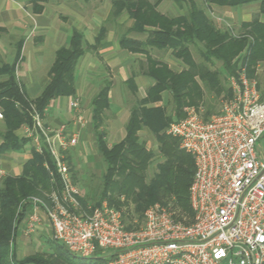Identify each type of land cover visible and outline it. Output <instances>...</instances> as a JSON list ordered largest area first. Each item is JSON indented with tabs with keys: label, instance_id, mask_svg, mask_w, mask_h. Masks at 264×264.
<instances>
[{
	"label": "trees",
	"instance_id": "trees-1",
	"mask_svg": "<svg viewBox=\"0 0 264 264\" xmlns=\"http://www.w3.org/2000/svg\"><path fill=\"white\" fill-rule=\"evenodd\" d=\"M93 1L97 0H74L79 4ZM163 1L165 0H110L109 16L95 39L99 43L107 31L106 25L124 14L133 22L129 30L147 34L143 42L124 36L119 39L123 50L147 57L144 74L153 82L147 89L146 96L129 109L126 134L122 141L109 146L106 139L104 126L107 118L105 113L110 108V84L105 83L91 102V129L95 148L105 165L99 199L93 205L107 201L110 207L117 210L126 209L123 220L129 230L133 227L126 220L136 217L140 221L145 210L156 203L170 205L182 214L193 215L189 195L195 172L193 158L180 149L178 139L164 134V129L171 122L184 117V108L204 106V118L208 119L214 110L213 100H226L231 97L226 84L227 78L237 77L240 68L246 69L249 79L257 81L259 90L264 89V83L259 79L261 73L257 69L258 65L264 63V22L253 17L251 21L242 23L234 34L229 29L216 27L208 16L211 9H206L213 6L238 8L255 3L259 15L264 16V0H171L178 7V15L175 16H167L158 10ZM46 2L47 0H29L31 12L40 13ZM197 45L202 46L200 57L203 63H197L191 54L190 46ZM151 48L171 50L172 56L180 60L184 68L174 71L167 64L149 58ZM84 51L83 34L73 30L68 46L56 51L47 85L33 100L18 86L15 76L18 57L12 64L0 66V77H4L0 80V111L3 116L0 156L5 153H22L27 145L30 147V157L23 163L21 174L7 176L0 183V264L107 262V257L101 252L90 259L72 257L63 246L52 239L53 252L47 258L32 255L18 259L14 244L17 226L29 210L24 202L29 197H44L45 193L60 189L50 153L45 148L41 153H36L32 140L27 137L20 138L15 132L21 126L32 127V108L41 115L52 100L75 95L76 65ZM215 64L220 65L219 71L210 67ZM126 84L135 94L133 76ZM164 93H169L172 99L173 109L170 114L161 105ZM206 94L212 99L205 100ZM143 130L153 135L157 143V155L162 157L149 180L146 172L156 154L147 149L146 143L140 139L139 132ZM67 163L72 171L69 157ZM80 202L82 205L86 203L83 199ZM130 206L132 215H129Z\"/></svg>",
	"mask_w": 264,
	"mask_h": 264
},
{
	"label": "built area",
	"instance_id": "built-area-1",
	"mask_svg": "<svg viewBox=\"0 0 264 264\" xmlns=\"http://www.w3.org/2000/svg\"><path fill=\"white\" fill-rule=\"evenodd\" d=\"M227 82L231 97L219 113L205 119L202 106L188 107L184 119L166 128L195 165L188 223L170 205L156 203L145 210L142 226L129 230L123 212L107 201L82 205L66 160L77 145L75 129L45 126L32 108L33 124L23 126L24 136L36 153H50L60 189L24 202L32 208L24 235L35 231L42 213L52 241L80 259L101 252L106 264H264V97L245 68ZM69 107L74 125H82L80 100L73 98ZM5 177L0 167V183Z\"/></svg>",
	"mask_w": 264,
	"mask_h": 264
},
{
	"label": "crops",
	"instance_id": "crops-1",
	"mask_svg": "<svg viewBox=\"0 0 264 264\" xmlns=\"http://www.w3.org/2000/svg\"><path fill=\"white\" fill-rule=\"evenodd\" d=\"M102 1L90 2L91 5L88 6L76 2L69 4L67 0H47L43 10L34 14L30 10L29 0H0V66L12 64L18 57L15 67L16 80L21 91L31 100L38 97L47 85L49 70L54 63L56 51L68 46L72 31L76 30L84 36L85 51L79 58L75 70V95L52 100L41 114V120L45 126L58 128L60 125H66L70 130L75 129L77 145L66 154V160L69 157L71 164V158L77 154L88 155L87 148L90 141L93 142L92 145L96 151L91 129V102L105 83L110 84L108 91L110 108L105 113L107 118L104 126L109 146L124 139L129 109L136 101L143 99L147 89L153 85L152 80L144 74L147 57L128 52L120 47V35L116 28L120 25H126L128 28L132 26V20L126 14L117 19L116 25L113 23L110 27L107 24L104 38L96 43L98 30L106 23L111 9V3ZM164 8L166 9L162 2L158 10L165 14ZM211 9L210 12L214 15L218 14L224 21L232 22L237 30L242 23L251 21L253 17H258L261 22H264V16L259 15L258 6L255 3L238 8L213 6ZM136 35H130L128 38L140 42L147 38V34H139L144 37ZM165 52L164 57H173L171 50ZM149 58L156 60L154 57ZM139 63L143 65L140 69L137 68ZM168 66L173 69L171 64ZM132 76L136 87L135 94L126 84ZM1 79L4 77H0ZM163 96L164 94L162 99ZM73 98L80 100V114L84 121L82 125L73 123L74 112L69 107V102ZM163 103L162 100L161 105H164ZM2 120H0L1 129L3 128ZM15 134L20 138L25 137L23 126ZM148 134L150 133L146 130L139 132V136H148ZM15 154L6 155L5 153L0 156V167L5 171L6 177L20 175L23 163L30 157V155L26 157L22 165L18 167L13 157ZM30 213L32 208H29L27 215ZM26 216L17 226L14 244L18 259L24 258L21 245L23 239L27 237L23 233ZM39 216L40 222L34 232L39 231L38 234L42 235V229L45 228L50 233L45 216L42 213H39Z\"/></svg>",
	"mask_w": 264,
	"mask_h": 264
},
{
	"label": "rangeland",
	"instance_id": "rangeland-1",
	"mask_svg": "<svg viewBox=\"0 0 264 264\" xmlns=\"http://www.w3.org/2000/svg\"><path fill=\"white\" fill-rule=\"evenodd\" d=\"M67 1L69 4L74 3V0H67ZM102 2L108 4V3H110V0H103ZM163 2H164V7H166V9L164 8L165 15H167V16L178 15L175 13V12H177V8H178L176 2L171 1V0H165ZM87 5L89 6L91 4L89 3ZM206 9H211V8H206ZM208 16L216 27L223 30V29H227L226 24H228L234 33L238 32V30L235 29V27H233L232 22L218 21L210 15L209 11H208ZM215 17H221V16H218V14H215ZM116 21H112V22L110 21L108 26L112 27L113 23L116 25ZM132 25H133V22H132ZM116 29L118 30L120 37L124 36V37L128 38V36H130V35L135 36L136 34H137L136 36H138V37H144L143 35L140 36L138 33H135L133 31L129 30L130 28H128L126 25H120L119 28H116ZM190 50H191V54H192L194 60L197 63H203L202 57H200V52L202 50V46L201 45L190 46ZM149 52H150V56L154 57L157 61H160V62L165 63L167 65L171 64V66L173 67L172 70H174V71H180L184 68V64L180 60H177L174 57H164V54L166 53L164 50H158V49L151 48V49H149ZM142 67H143V65H141L140 63L137 65L138 69H140ZM210 67L219 71L220 65L215 64V65L210 66ZM257 67H258L257 69H259L258 73L259 74L261 73L260 78H259L260 82L264 83V63L258 65ZM226 84L228 87V82H226ZM260 92L264 96V89L263 88L260 89ZM210 99H212V97L209 96L208 94H206L205 100H210ZM223 101L224 100H221V99H217V100L212 101V104L214 106V110L212 112V115L219 113V111L221 110V106H222ZM163 102H164L163 103L164 107L166 108V112L168 114H170L172 109H173V104H172V99H171V96L169 93H164ZM189 107L198 108L199 106H189ZM202 107L204 108V106H202ZM187 108L188 107L184 108V111H183L184 117L182 119H184L186 117V109ZM204 110H205V108H204ZM182 119H180V120H182ZM175 121H177V120H174L173 122H175ZM164 134L166 136H169L166 134V128L164 129ZM140 139L146 143L147 149L151 150L153 153L156 154L155 159L152 161V163L150 164V166L146 172L147 180H149L152 177L153 173L156 171L157 164L162 161V157L160 155H157V143H156L153 135L148 134V136H140ZM260 142H261V147L264 150V136ZM92 144H93V142H91V141H90V143H88V148H87L88 149V151H87L88 155H78L77 154L75 157L71 158L72 159V164H71L72 171L70 170V172L72 175L73 183L79 189L81 196H82V199L85 200V202H86L85 205H87V204L92 205L96 199H99L98 193H99L101 186H102V175H103V172L105 170V165L101 161V159L98 156V154L96 153V151H94L95 149H94ZM29 149H30V147L27 145L24 148V150L22 151L23 153H18V154H15L13 156L16 160L18 167H20L22 165V163L24 162L25 158L29 156ZM8 154H10V153H6V155H8ZM128 210L130 212L129 215H132L131 214L132 206H130ZM173 210H174L178 220L185 222V223L191 222L193 215L182 214L176 208H174ZM122 212L125 214L126 209H123ZM143 216H144V214H143ZM126 223L131 224L133 228H139L143 224V218L139 221L138 218L133 217V219H131V220H126ZM42 231H43L42 235L38 234L39 231H37V232H34L33 234H31V235H29L23 239V244L21 245V248L23 249L22 250L23 255L22 254L21 255L23 257H25L27 255H39L40 257L47 258V256H49L53 252V250L51 248V244H52L51 243L52 242L51 237H50L51 234L48 233V230H46L45 228L42 229ZM46 239H48V240H46Z\"/></svg>",
	"mask_w": 264,
	"mask_h": 264
}]
</instances>
